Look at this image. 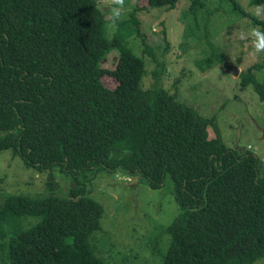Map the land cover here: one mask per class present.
Returning <instances> with one entry per match:
<instances>
[{"label":"trees","instance_id":"trees-1","mask_svg":"<svg viewBox=\"0 0 264 264\" xmlns=\"http://www.w3.org/2000/svg\"><path fill=\"white\" fill-rule=\"evenodd\" d=\"M178 1L148 5L171 10ZM258 4L264 0L252 1ZM250 20L264 31V19ZM106 26L100 0H0V151L13 150L40 172L122 169L152 189L170 176L182 213L168 227L162 264L264 259L258 157L228 149L215 120L175 94L142 89L145 61L121 42L110 43ZM113 47L119 57L104 67ZM261 66L249 67L241 85H252L264 101V85L252 74ZM106 76L116 81L114 89ZM104 213L80 189L63 199L10 196L0 208V264H106L91 245ZM30 217L39 223L27 225Z\"/></svg>","mask_w":264,"mask_h":264},{"label":"rangeland","instance_id":"rangeland-1","mask_svg":"<svg viewBox=\"0 0 264 264\" xmlns=\"http://www.w3.org/2000/svg\"><path fill=\"white\" fill-rule=\"evenodd\" d=\"M234 1L245 15L230 0H202L196 6L193 0H179L171 10L152 8L148 0H125V15L115 31L108 28L114 5L111 0H100V5L108 41L121 42L145 61L142 89L163 88L204 119L215 120L225 146L257 156L264 176V101L252 85H241L243 74L255 64L262 66L252 74L264 85V53L251 55V36L239 39L241 32L254 28L250 17L264 16L255 15L253 0ZM119 54V48H111L102 65L113 67ZM103 81L116 87L110 76ZM208 132L210 139L217 138L213 128ZM70 189L82 190L104 207L103 231L91 241L98 258L106 264H162L168 227L182 213L170 176L161 189H152L147 179L122 169L98 168L76 176L58 169L40 172L13 150L0 151V208L10 196L63 199ZM25 221L35 225L39 218Z\"/></svg>","mask_w":264,"mask_h":264},{"label":"clouds","instance_id":"clouds-1","mask_svg":"<svg viewBox=\"0 0 264 264\" xmlns=\"http://www.w3.org/2000/svg\"><path fill=\"white\" fill-rule=\"evenodd\" d=\"M111 5L114 6L109 7L110 23L108 24V28L110 31H115L117 23L125 15V0H111ZM255 15L264 16V4H258L255 6ZM249 36L253 38L251 40L253 48L251 55L258 56L259 54L264 53V31H261L260 27L257 25L252 28L249 33L241 32L239 39L247 40Z\"/></svg>","mask_w":264,"mask_h":264},{"label":"water","instance_id":"water-1","mask_svg":"<svg viewBox=\"0 0 264 264\" xmlns=\"http://www.w3.org/2000/svg\"><path fill=\"white\" fill-rule=\"evenodd\" d=\"M235 74H237V71H235Z\"/></svg>","mask_w":264,"mask_h":264}]
</instances>
